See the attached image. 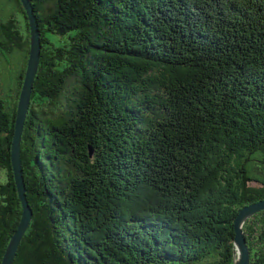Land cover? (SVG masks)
Segmentation results:
<instances>
[{"label": "trees", "instance_id": "16d2710c", "mask_svg": "<svg viewBox=\"0 0 264 264\" xmlns=\"http://www.w3.org/2000/svg\"><path fill=\"white\" fill-rule=\"evenodd\" d=\"M31 2L33 218L13 264H235L234 220L264 199L249 171L264 160V0ZM30 46L21 1L0 0V264L22 216L11 146ZM243 230L264 264V210Z\"/></svg>", "mask_w": 264, "mask_h": 264}, {"label": "water", "instance_id": "95a60500", "mask_svg": "<svg viewBox=\"0 0 264 264\" xmlns=\"http://www.w3.org/2000/svg\"><path fill=\"white\" fill-rule=\"evenodd\" d=\"M20 1L25 9L29 21L31 45L27 69L17 105L15 132L11 146V162L15 184L22 206V216L20 223L7 246L2 259V264H13L21 241L26 231L30 227L31 220L33 218V211L29 205L26 192L27 190L24 179V170L21 159V140L27 114L31 104L34 81L40 64L42 43L37 15L31 0ZM92 154L93 149L90 148V156H92ZM262 210H264V199L245 205L239 210L238 215L236 216L234 220V244L237 251V259L235 264H250V249L244 234L243 225L249 217Z\"/></svg>", "mask_w": 264, "mask_h": 264}, {"label": "rangeland", "instance_id": "374dc122", "mask_svg": "<svg viewBox=\"0 0 264 264\" xmlns=\"http://www.w3.org/2000/svg\"><path fill=\"white\" fill-rule=\"evenodd\" d=\"M249 171L252 177L264 183V160L262 161V158H258L257 161L251 162V164L249 165ZM250 185L254 187L262 186L257 181H252Z\"/></svg>", "mask_w": 264, "mask_h": 264}]
</instances>
